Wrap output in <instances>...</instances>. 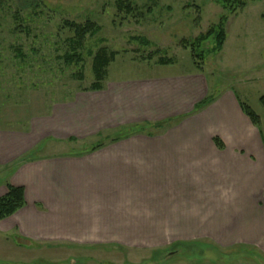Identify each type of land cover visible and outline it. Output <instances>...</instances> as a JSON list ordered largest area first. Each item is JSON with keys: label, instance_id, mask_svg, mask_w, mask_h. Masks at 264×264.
I'll use <instances>...</instances> for the list:
<instances>
[{"label": "crops", "instance_id": "crops-1", "mask_svg": "<svg viewBox=\"0 0 264 264\" xmlns=\"http://www.w3.org/2000/svg\"><path fill=\"white\" fill-rule=\"evenodd\" d=\"M239 102L229 89L210 95L193 70L104 79L16 127L1 117L0 197L18 187L24 205L0 221V246L204 244L264 259V141Z\"/></svg>", "mask_w": 264, "mask_h": 264}, {"label": "rangeland", "instance_id": "rangeland-1", "mask_svg": "<svg viewBox=\"0 0 264 264\" xmlns=\"http://www.w3.org/2000/svg\"><path fill=\"white\" fill-rule=\"evenodd\" d=\"M1 1L0 118L14 121V127L22 119L44 115L51 104L68 101L76 91L89 88L94 82L92 56L99 49L117 52L106 68L105 79L109 80L196 70L189 50L183 49L180 41L205 33L223 14L215 0ZM245 1L244 8L227 20L221 51L209 53L210 41L203 46L201 72L210 95L229 89L256 113L264 141V108L259 102L264 94V0ZM127 3L130 15L123 9ZM64 21L81 25L91 22L99 28L85 38L78 50L82 57L78 64L63 61V55L70 52L67 39L71 37ZM156 50L160 54L154 55ZM159 57L171 63L159 65ZM21 245L12 238L1 241L0 264H264V259L250 253L233 258L197 245H177L155 252Z\"/></svg>", "mask_w": 264, "mask_h": 264}, {"label": "trees", "instance_id": "trees-1", "mask_svg": "<svg viewBox=\"0 0 264 264\" xmlns=\"http://www.w3.org/2000/svg\"><path fill=\"white\" fill-rule=\"evenodd\" d=\"M215 2L220 4L223 10V14L220 15L218 22L209 26L205 33L199 34L192 40L180 41V45L183 47V49L189 50L191 58L193 60V65L195 69L199 72L202 71L201 61L204 54L203 46L210 41L211 47L208 50V52L209 53L220 52L226 40L225 25L227 23L228 18L231 15H234L238 11L242 10L246 4L245 0H215ZM1 5H2V1L0 0V9H1ZM123 9L125 10V13L127 15H130L132 13L131 6L129 5V3H127L126 6L123 5ZM63 25L71 33V37L67 39L68 44L70 43V52L63 55V61L67 65L78 64L82 59L81 55L78 53V50L81 48L82 44L84 43L85 38L87 36L94 35L97 31H99L98 30L99 28L97 25H94L91 22H86L85 24L81 25L75 22L64 21ZM141 43L146 44V42L144 41H141ZM158 54H160V51L156 50L154 52V55H158ZM116 55L117 52H112V51L108 52L106 49H99L94 54V56H92L91 68L94 76V82L92 83L91 86H89L88 90L97 91L102 88V83L105 79L106 68L112 61H114ZM156 63L159 65H166L171 63V60L165 57H159ZM213 100H214L213 96L206 97L205 99H203L194 106L193 113L199 112L204 107L209 105ZM259 102L260 105L264 108V94L259 97ZM239 107L242 113L250 120L252 125L258 128L260 121L256 113L249 106L243 103L239 102ZM143 129H144L143 126H140L136 128L134 132L135 133L143 132ZM214 143L216 144L217 147L222 148L221 143L217 139H214ZM100 147L101 145H96L92 147L90 150H95ZM23 205H24V200H23L22 189L8 185L6 194L0 197V221L13 215L17 210L22 208ZM196 245L197 247H201V248L205 247L208 250H212L213 253H218L221 256L230 255L226 253L225 254L221 253L219 249L213 246L204 245V244L201 245L196 244ZM196 245H192L191 247L195 248ZM171 253L169 252L168 255H170ZM240 255L243 254L233 255V258L234 257L237 258L236 256H240Z\"/></svg>", "mask_w": 264, "mask_h": 264}]
</instances>
